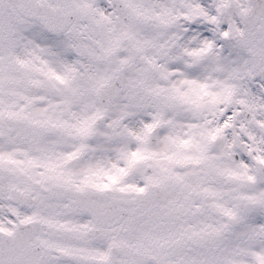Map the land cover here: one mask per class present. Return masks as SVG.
I'll list each match as a JSON object with an SVG mask.
<instances>
[{
  "label": "snow or ice",
  "instance_id": "obj_1",
  "mask_svg": "<svg viewBox=\"0 0 264 264\" xmlns=\"http://www.w3.org/2000/svg\"><path fill=\"white\" fill-rule=\"evenodd\" d=\"M0 264H264V0H0Z\"/></svg>",
  "mask_w": 264,
  "mask_h": 264
}]
</instances>
